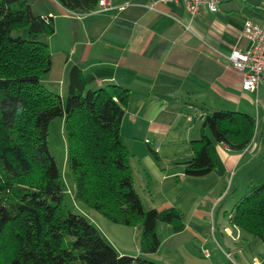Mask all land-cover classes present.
I'll return each mask as SVG.
<instances>
[{
    "label": "trees",
    "instance_id": "obj_1",
    "mask_svg": "<svg viewBox=\"0 0 264 264\" xmlns=\"http://www.w3.org/2000/svg\"><path fill=\"white\" fill-rule=\"evenodd\" d=\"M68 10L88 12L99 0H58ZM51 16L36 14L28 0H0V264H155L143 256L120 254L85 215L63 201L64 184L48 146L50 121L63 116L68 165L75 199L115 223L142 227L141 252L153 253L158 221L183 227L172 206L144 208L134 187L120 128L129 89L93 87L108 71H68L66 99L42 81L51 68L47 38ZM247 113L215 109L206 113L192 155L181 164L186 176L208 174L216 166L215 143L242 150L253 136ZM21 180V181H20ZM231 224L264 242V181L234 204Z\"/></svg>",
    "mask_w": 264,
    "mask_h": 264
},
{
    "label": "crops",
    "instance_id": "obj_2",
    "mask_svg": "<svg viewBox=\"0 0 264 264\" xmlns=\"http://www.w3.org/2000/svg\"><path fill=\"white\" fill-rule=\"evenodd\" d=\"M28 2L36 14L51 16L54 23V32L47 38L51 68L42 78L45 86L65 98L68 71L73 64L81 66L85 74L111 72L96 79L92 86L117 84L129 89L121 126L130 128L129 135L135 141L145 140L140 154L132 146L127 149L133 156L129 163L137 164L142 171L150 169L162 183L165 176L175 174L176 183H184L180 185L184 188L182 194L192 201L185 205L190 210L184 213L183 207L168 197L159 206L150 205L151 201L146 204L140 197L146 209L178 208L183 214V227L176 231L172 224L170 230L161 226L159 234L157 222L158 249L153 253L139 250L130 255L143 256L157 264L156 258L162 261V250L166 249L167 255L181 251L185 264H211L201 252L186 245L198 241L208 221L212 222L213 211L231 190L229 183L232 187L243 181L235 179L236 176L255 172L264 176V84L254 91L243 90V74L228 58L233 49H244L250 44L242 35L247 19L264 23V0H224L218 11L202 6L193 17L182 0H106V7L98 3L84 13L68 10L58 0ZM215 109L247 113L254 119V127L251 141L242 150L215 143L216 166L208 174L223 181L212 200L210 194L193 184L197 180L189 179L193 176L183 173L181 163L192 155L190 143L200 135L203 116ZM121 136L124 142L122 133ZM157 138H171L168 143L179 140L176 145L182 144L183 148L185 145L187 153L175 161L180 157L176 148L174 167H162L153 159L151 152ZM157 155L159 160L163 158L158 152ZM216 170L218 176L214 174ZM232 175L234 179L230 182ZM250 177L246 180L248 184L253 180ZM233 189L235 192L237 187ZM208 202L209 213L199 208ZM232 209L229 213L225 211L228 221ZM163 257V261L168 259Z\"/></svg>",
    "mask_w": 264,
    "mask_h": 264
},
{
    "label": "rangeland",
    "instance_id": "obj_3",
    "mask_svg": "<svg viewBox=\"0 0 264 264\" xmlns=\"http://www.w3.org/2000/svg\"><path fill=\"white\" fill-rule=\"evenodd\" d=\"M66 97L63 98L65 101ZM121 133L124 138V142L126 144L127 149L131 146L134 149H139L138 154L141 153V144L144 146V138L136 139L129 135L130 128L126 127L123 124V127L120 128ZM165 139L164 141H162ZM48 146L51 154L56 160L57 166L60 170V177L64 184L63 191V201L64 204L73 212L80 213L85 215L87 220H89L92 224H94L100 231L101 235L104 237L106 241L110 244L114 245L117 251L125 252L129 254H134L141 250V234L142 227L139 225H125L122 223H115L104 217L99 212L89 208L85 204L77 201L75 199V184L71 169L68 165V157H67V137L65 132V121L63 116H57L53 118L48 127ZM144 140V142H142ZM154 149L151 152L153 159L155 162L159 163L160 166L169 168L174 167L173 158L174 153L178 149L179 156L176 159L182 158L187 152L182 147V144L176 145V143H180L179 140H176L174 143H168L171 141V138H157L155 140ZM157 152L163 156L161 160H159ZM129 162L133 156L131 154L128 155ZM134 161L137 162V159ZM171 164V165H170ZM131 172L133 176V182L135 187L137 188V192L140 197L146 200V204L159 206L163 202L164 198L168 197L174 201L181 207H183V212H188L190 210V206L186 208V204L188 202H192L190 197L186 194H182L184 192V188L180 187L183 185V181L181 184H177L175 180V174L172 176H165L164 183L161 180L156 178L155 175L150 172V183L148 185L147 180V172L142 171L141 167L137 166V164H130ZM176 170V168H171ZM169 171V169H168ZM249 171V170H248ZM254 171V170H252ZM218 171L216 170L214 174L218 176ZM166 173V170L164 171ZM165 175V174H164ZM252 175L251 184H248L250 180V176ZM244 174L242 176H236L235 179L243 178V181H240L237 184H233L232 187L229 188L231 190L224 195V198L219 202L218 207L213 211L212 222L211 219L208 221L209 223L205 226V229L202 231V234H199L198 241H191L186 246L190 247V250H196L197 252H201L205 258L211 261V264H264V242L258 237L253 236L252 234L245 232L238 228L237 226L231 224L227 220L226 212L228 213L232 209V205L234 202L239 199L249 187L254 184H258L264 181V178H260L262 175L259 173H251ZM264 177V176H262ZM189 179L197 180L194 181L193 184L198 188H202L204 193H208L209 197L212 200L215 199L216 192L222 185V180L215 179L214 175H203L197 177H191ZM185 180L187 183L188 180ZM229 179V178H228ZM234 176H230V182H232ZM246 180H248L246 182ZM21 181V180H20ZM227 178H225L223 182V187L226 186ZM235 182V181H234ZM171 185H175V188H171ZM213 186V190L209 191V188ZM234 186L237 187L234 192ZM152 195L150 198L149 191ZM235 194H234V193ZM212 193V194H211ZM152 199V200H151ZM155 206V207H156ZM157 208V207H156ZM201 210H205L206 212H210V203L207 205L199 206ZM184 212V213H185ZM161 226H166V229H172L171 224L167 222L158 221L157 224V232L161 234ZM166 252V249L162 250V254L165 258H168L163 261V255H161L160 260L159 257L156 258L157 264H185L184 255L181 251L177 252V254H169ZM184 257V258H183Z\"/></svg>",
    "mask_w": 264,
    "mask_h": 264
},
{
    "label": "built area",
    "instance_id": "obj_4",
    "mask_svg": "<svg viewBox=\"0 0 264 264\" xmlns=\"http://www.w3.org/2000/svg\"><path fill=\"white\" fill-rule=\"evenodd\" d=\"M224 0H182L186 10L193 17L202 6L215 12ZM99 5L106 7V0H99ZM242 35L250 42L244 49H233L229 55L231 65L243 74L242 89L254 91L259 84H264V23L258 24L247 19Z\"/></svg>",
    "mask_w": 264,
    "mask_h": 264
}]
</instances>
